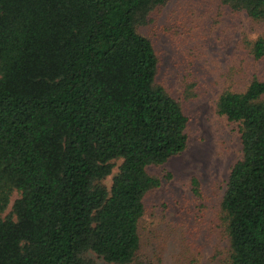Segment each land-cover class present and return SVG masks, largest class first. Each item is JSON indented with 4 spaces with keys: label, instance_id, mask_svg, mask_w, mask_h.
I'll use <instances>...</instances> for the list:
<instances>
[{
    "label": "trees",
    "instance_id": "obj_1",
    "mask_svg": "<svg viewBox=\"0 0 264 264\" xmlns=\"http://www.w3.org/2000/svg\"><path fill=\"white\" fill-rule=\"evenodd\" d=\"M218 1L264 22V0ZM165 2L0 0V264H97L88 250L103 264H145L137 224L160 181L146 166L187 138L138 30ZM249 52L260 58L264 38ZM214 107L236 122L240 148L218 202L222 264H264V79L222 89Z\"/></svg>",
    "mask_w": 264,
    "mask_h": 264
},
{
    "label": "rangeland",
    "instance_id": "obj_2",
    "mask_svg": "<svg viewBox=\"0 0 264 264\" xmlns=\"http://www.w3.org/2000/svg\"><path fill=\"white\" fill-rule=\"evenodd\" d=\"M138 30L151 39L158 57L155 81L187 116L185 147L146 166L160 181L143 197L138 257L145 264H222L227 242L218 202L240 148L236 122L218 114L214 101L222 89L242 90L252 76L264 79V54L255 59L249 52L251 41L264 38V22L218 0H166ZM191 175L198 195L190 190ZM16 195H9L4 212ZM85 255L103 264L92 251Z\"/></svg>",
    "mask_w": 264,
    "mask_h": 264
}]
</instances>
